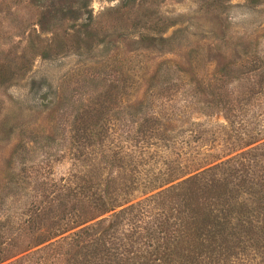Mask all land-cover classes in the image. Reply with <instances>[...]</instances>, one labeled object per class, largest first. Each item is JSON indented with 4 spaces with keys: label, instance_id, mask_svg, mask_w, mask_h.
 I'll return each mask as SVG.
<instances>
[{
    "label": "rangeland",
    "instance_id": "374dc122",
    "mask_svg": "<svg viewBox=\"0 0 264 264\" xmlns=\"http://www.w3.org/2000/svg\"><path fill=\"white\" fill-rule=\"evenodd\" d=\"M125 4L0 0L2 230L13 227L36 183L73 171L75 118L108 85L117 96L107 104V138L129 148L133 137L146 182L148 173L192 174L246 149H232L219 97L252 83L245 61L264 54V0H135L120 8ZM160 23L167 27L157 34ZM75 36L85 43L77 49ZM219 61L233 65L228 76L215 74ZM242 103L250 118L260 116L264 98ZM147 118L160 124L159 139L137 132ZM146 195L139 190L133 201Z\"/></svg>",
    "mask_w": 264,
    "mask_h": 264
},
{
    "label": "trees",
    "instance_id": "16d2710c",
    "mask_svg": "<svg viewBox=\"0 0 264 264\" xmlns=\"http://www.w3.org/2000/svg\"><path fill=\"white\" fill-rule=\"evenodd\" d=\"M125 1L120 8L135 0ZM159 25L157 34L167 27ZM75 38L77 49L83 42ZM245 65L250 86L224 91L219 103L232 149H246L192 174L148 173L147 182L133 137L129 148L107 138V104L117 96L108 85L75 118L73 171L36 183L13 227L0 223V264H264V106L262 117L242 108L251 96L264 98V54ZM232 66L219 61L214 72L226 77ZM159 125L147 118L136 130L159 139ZM139 190L148 195L133 201Z\"/></svg>",
    "mask_w": 264,
    "mask_h": 264
}]
</instances>
